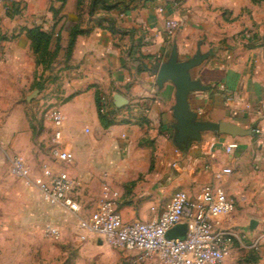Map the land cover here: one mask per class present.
I'll return each instance as SVG.
<instances>
[{
    "label": "crops",
    "instance_id": "crops-1",
    "mask_svg": "<svg viewBox=\"0 0 264 264\" xmlns=\"http://www.w3.org/2000/svg\"><path fill=\"white\" fill-rule=\"evenodd\" d=\"M95 1L15 0L7 12L0 0V84L25 87L43 78L59 85L61 146L74 161L56 160L53 125L46 121L49 133H36L21 110L2 114L0 133L15 134L11 145L4 137V148L33 177L43 165L66 172L82 204L86 196L109 192L126 222L156 219L175 192L194 196L216 182L236 204L220 218L221 227L253 239L264 221V0ZM170 20L179 24L173 35L167 31ZM34 27L52 35L56 58L46 70L38 67L27 36ZM75 28L82 33L68 57ZM174 48L180 62L205 57L190 71L205 88L188 95L198 120L254 128L256 136L210 132L187 148L176 146V87L157 81ZM98 95L127 116L104 126ZM118 95L128 101L122 108L114 103ZM231 143L237 147L228 152ZM28 193L38 228L63 208L45 204L34 188Z\"/></svg>",
    "mask_w": 264,
    "mask_h": 264
},
{
    "label": "built area",
    "instance_id": "built-area-1",
    "mask_svg": "<svg viewBox=\"0 0 264 264\" xmlns=\"http://www.w3.org/2000/svg\"><path fill=\"white\" fill-rule=\"evenodd\" d=\"M3 1L9 11L14 10L15 0ZM178 26L177 21H168V33L175 34ZM101 102V113L110 119L116 121L120 116H127V113L122 114L118 109L110 108L103 100ZM44 118L54 127L53 157L65 164L72 163L74 155L61 146L63 115L60 109L56 106L47 109ZM236 147V143H231L227 151L231 152ZM173 167H177V161ZM13 172L36 188L45 204L63 207L79 220L82 228L102 235L104 241L113 248L133 253L137 264L147 261L161 264H224L235 245H243L248 239L245 232L221 227L220 218L234 212L236 204L216 182L205 185L194 196L184 191L175 192L156 219L126 222L109 192L104 193L88 217L82 216L83 204L77 193L76 181L66 172L43 165L41 175L32 177L24 162L17 158L13 160ZM230 172L229 169L224 170V173ZM181 224L187 226L186 235L169 239L167 233ZM47 233L51 237H59L56 228H48ZM262 246L264 221L249 242L252 249L258 250Z\"/></svg>",
    "mask_w": 264,
    "mask_h": 264
},
{
    "label": "rangeland",
    "instance_id": "rangeland-1",
    "mask_svg": "<svg viewBox=\"0 0 264 264\" xmlns=\"http://www.w3.org/2000/svg\"><path fill=\"white\" fill-rule=\"evenodd\" d=\"M4 8L9 12L5 2ZM38 67L45 70L42 65ZM55 94H59V85L43 78L25 87L0 84V119L3 113L9 112L11 116L12 112L21 110L36 133H49L44 113L62 102ZM5 136V141L11 145L15 134L0 133V264H137L133 253L111 247L102 235L82 228L79 220L64 208L43 219L44 226H34L28 203L31 198L26 194L34 187L13 172L16 155L4 148ZM25 166L33 177L30 167ZM100 200L86 196L82 216L88 217ZM50 227L59 231L58 238L47 233ZM251 240L236 244L224 264H264V246L252 249Z\"/></svg>",
    "mask_w": 264,
    "mask_h": 264
},
{
    "label": "water",
    "instance_id": "water-1",
    "mask_svg": "<svg viewBox=\"0 0 264 264\" xmlns=\"http://www.w3.org/2000/svg\"><path fill=\"white\" fill-rule=\"evenodd\" d=\"M205 57L197 55L191 60L180 62L177 49L174 48L167 62L161 65L157 81L159 85L171 82L176 87V103L173 115L176 119L174 142L179 149L187 148L191 142L201 140L202 134L212 132L231 137L256 136L254 128L246 129L230 122H203L191 111L188 95L191 91L205 89L199 82L191 79L190 71L199 65ZM38 92V91H37ZM115 106L122 108L128 104L122 96H115ZM187 226L181 224L167 233L169 239L181 238L186 235Z\"/></svg>",
    "mask_w": 264,
    "mask_h": 264
},
{
    "label": "trees",
    "instance_id": "trees-1",
    "mask_svg": "<svg viewBox=\"0 0 264 264\" xmlns=\"http://www.w3.org/2000/svg\"><path fill=\"white\" fill-rule=\"evenodd\" d=\"M59 1L65 2V0H59ZM95 3L96 1L93 0V5ZM26 31H27V36L29 40L31 41L32 51L36 55L37 65L44 66L45 70L51 68L56 58V55L50 51L52 35L41 27L30 28V29H27ZM81 33L82 31L79 28H75L72 30V33L70 36V42L68 46V57L71 54V50L75 43L76 37ZM97 105L100 111V118H101L102 124L104 126H110L114 124L116 121L110 119L108 116L101 113L102 102H101V98L99 95L97 96Z\"/></svg>",
    "mask_w": 264,
    "mask_h": 264
}]
</instances>
